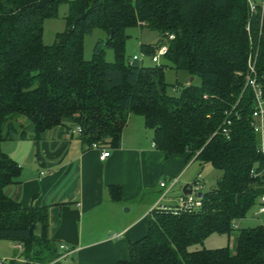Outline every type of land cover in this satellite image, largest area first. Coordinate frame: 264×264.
<instances>
[{"label": "trees", "instance_id": "obj_1", "mask_svg": "<svg viewBox=\"0 0 264 264\" xmlns=\"http://www.w3.org/2000/svg\"><path fill=\"white\" fill-rule=\"evenodd\" d=\"M65 2L66 29L46 44L44 21ZM133 26L159 33L142 48L153 56L167 44L165 62L126 60V30ZM95 27L107 35L86 59L84 36ZM107 48L116 61L105 59ZM250 62L264 96V0H0V240L21 242L26 264L60 255L49 207H24L5 192L22 171L2 149L19 116L37 138L80 125L88 146L116 148L133 113L144 117L158 149L188 153L202 170L211 164L221 175L199 209L155 207L148 232L130 241L129 258L116 264H264V223L239 229L235 253L204 243L214 233L230 235L232 221L245 218L264 194V151L252 124L255 90L246 85ZM171 67L201 82L170 93ZM109 194L122 198L118 185ZM195 244L202 246L191 249Z\"/></svg>", "mask_w": 264, "mask_h": 264}, {"label": "crops", "instance_id": "obj_2", "mask_svg": "<svg viewBox=\"0 0 264 264\" xmlns=\"http://www.w3.org/2000/svg\"><path fill=\"white\" fill-rule=\"evenodd\" d=\"M135 115L129 116L121 145L110 148L111 155L105 160L100 158V150L88 146L74 132L75 127H55L37 138L25 120L21 125L15 123L16 133L2 142L3 151L22 167L19 180L8 185L5 192L24 207H49L50 236L74 250L68 262L60 264H116L126 260L130 241L148 232L157 204L174 205L184 186L198 175L208 190L202 177L208 164L203 170L199 164L196 174H187L199 162L189 159L188 153L168 156L158 149L153 130L146 127L143 116L141 120L137 118L141 115ZM259 134L264 150V129ZM177 176L178 184L161 199L165 191L161 182ZM114 185L121 188L120 201L112 200L109 194V187ZM258 219L259 224L264 223ZM237 224L229 235L233 236L229 245L232 253L236 252L239 229L248 227L240 219ZM113 233L121 236L113 238ZM15 244L0 240L4 264H26L23 250L16 249Z\"/></svg>", "mask_w": 264, "mask_h": 264}, {"label": "rangeland", "instance_id": "obj_3", "mask_svg": "<svg viewBox=\"0 0 264 264\" xmlns=\"http://www.w3.org/2000/svg\"><path fill=\"white\" fill-rule=\"evenodd\" d=\"M69 11V3L65 2L62 3L58 8V14L56 17L47 18L44 21V42L46 44H53L56 41L57 34L63 32L67 26L66 16ZM127 34V42L125 46V57L126 60L132 59L134 55H138L140 57V62L144 65H155L156 63L165 62L166 59L164 57L160 58L159 62H154L152 60L151 54H145L142 48L143 44H152L155 43L159 39V33L155 30L149 29L148 27H140V26H133L129 27L126 30ZM106 31L100 27H95L91 34L84 36V57L86 59H92L94 56V48L96 43L100 39L106 38ZM105 59L107 61H116V53L113 48H107ZM191 76L186 70H179L174 67L166 69L165 80L169 84L168 91L170 93L176 94L177 88L186 84L187 82L191 81ZM194 83L199 84L201 82L200 78H194ZM137 116V115H135ZM137 118H141L142 116H137ZM23 119V120H22ZM25 117L19 116V119L16 121L17 124H23L25 121ZM199 168V163H195L192 167H190L187 174H193L197 172ZM221 172L220 170L214 168L211 164H208L205 168L202 177L205 178L207 182V189H211L216 184V175ZM180 188H178L179 191ZM257 208H253L250 210L245 218L240 219V223L243 226L249 225H257L261 221L260 219L254 217V212ZM264 216L261 217L262 220ZM237 232V231H235ZM233 236L230 237L227 234H218L214 233L208 236L205 239V246L209 248H216V247H224L228 245H232L233 243ZM201 244H195L191 247V249L200 248Z\"/></svg>", "mask_w": 264, "mask_h": 264}, {"label": "built area", "instance_id": "obj_4", "mask_svg": "<svg viewBox=\"0 0 264 264\" xmlns=\"http://www.w3.org/2000/svg\"><path fill=\"white\" fill-rule=\"evenodd\" d=\"M173 38V36H170ZM168 51V45L167 44H162L158 46L155 49V53L152 56V60L154 62H159L160 58L163 57ZM140 59L138 55H134L132 60ZM246 85L251 86L255 90V97H256V106L253 112V116L255 118V121H253V126L256 131H261L264 129V123H262V118L264 116V96L261 87L259 86L256 78V69L255 65L250 62L249 64V71L247 75V82ZM207 97V95H205ZM261 120V121H259ZM230 124V121H228ZM74 132L77 133L78 135L82 134V127L78 125L75 127ZM228 129H224V133L228 134ZM92 148H96L100 150V158L102 160H105L111 155L110 148L105 147L104 145H101L97 142L92 143L89 145ZM264 151V150H263ZM179 182V177H171L169 179L163 180L161 182V186L165 188V191L161 195V199H165L167 197V194L169 193L172 188H174ZM191 188V193L186 194L182 193L177 197V200L175 202V206L178 210L180 211H191V210H196L199 209L202 205V198L198 195L199 192H204L205 184L201 176L197 177L194 179L193 182L190 184ZM157 207H160L159 204H157ZM264 216V194L260 196L258 200V205L257 209L254 212V217L256 218H261ZM232 225L234 228H238L237 220L234 219L232 221ZM121 234L118 233H113L112 237L113 238H119ZM60 255H58L56 258L53 260L46 262V263H40V264H60V263H67L68 260L70 259L72 253H73V248H71L69 245L66 243H60ZM15 248L19 250H24V246L21 242H17L15 244ZM0 264H4V260L0 259Z\"/></svg>", "mask_w": 264, "mask_h": 264}, {"label": "water", "instance_id": "obj_5", "mask_svg": "<svg viewBox=\"0 0 264 264\" xmlns=\"http://www.w3.org/2000/svg\"><path fill=\"white\" fill-rule=\"evenodd\" d=\"M193 80H194V77L191 78V81H193ZM190 186H191L190 183L186 184V185L184 186L183 192L186 193V194H190V193H191V188H190ZM198 195H199L200 197H203L204 192H199ZM127 209H128V208H127ZM30 234H31V235L33 234V227L30 229Z\"/></svg>", "mask_w": 264, "mask_h": 264}]
</instances>
